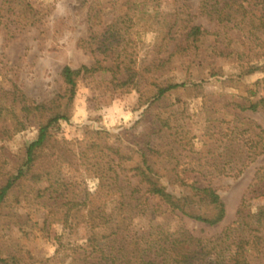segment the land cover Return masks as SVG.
Listing matches in <instances>:
<instances>
[{"label": "rangeland", "instance_id": "1", "mask_svg": "<svg viewBox=\"0 0 264 264\" xmlns=\"http://www.w3.org/2000/svg\"><path fill=\"white\" fill-rule=\"evenodd\" d=\"M202 1L0 0V83L5 87L17 85L37 101L50 100L63 89L61 71L65 65L98 67L81 78L70 117L53 129L56 137L74 142L77 159L64 163L62 172L55 173L58 178L45 175L38 182L39 187L49 188L45 197L32 189L29 179L16 187L0 214L3 256L15 254L22 264H85L87 259L93 261L99 256L95 253L89 257L83 228L77 233L64 228L69 207L66 203L75 193L72 181L80 182L76 184L77 196L85 186L94 192L100 178L90 170L94 160L87 149L92 142L131 145L143 140L160 126V113L171 117L175 127L167 133L177 136L184 153H192V146L200 150L205 142L216 146V137L208 128L211 121L206 106L210 105L211 111L220 116L212 123L216 131L223 132L220 142L237 134L226 136L227 123L222 119L230 120L239 126L237 132L244 131L238 135L237 151L244 157L256 154L245 165L241 162L240 169L209 168L204 175L196 172L225 200L227 215L222 221L210 224L186 216L182 210L155 214V208L150 207L136 218L137 228L148 230L153 220L172 230L185 226L198 236L210 237L234 222L240 209L257 211L264 207V191H256L258 187L252 185L257 170L264 166V108L241 110L229 105L230 98L249 94L247 85L262 78L264 72L258 70L231 85L224 83L223 78L238 72L242 64L218 56L208 43L200 48L199 56L179 54L167 59L184 40L191 20L208 29L216 27L223 2L215 1L208 7ZM227 14V10L221 13L223 17ZM263 62L264 57L253 64ZM214 66L223 67L226 75L212 76ZM184 80L189 81L186 86L168 92L146 111L159 84ZM37 136L38 126L33 123L11 139L0 137V154L21 158L26 145ZM249 138L259 149L250 147ZM140 158L134 152L126 166L132 168ZM105 177L111 185L119 179L115 170ZM158 182L182 195V204L186 205L182 186L170 184L167 177H159ZM55 201L64 204L54 205Z\"/></svg>", "mask_w": 264, "mask_h": 264}, {"label": "trees", "instance_id": "2", "mask_svg": "<svg viewBox=\"0 0 264 264\" xmlns=\"http://www.w3.org/2000/svg\"><path fill=\"white\" fill-rule=\"evenodd\" d=\"M215 1L223 2L216 17V27L208 29L191 20L184 40L177 44L168 61L179 54L195 53L199 56L200 48L208 43V48L218 56L242 64L238 72L223 78L224 83L231 85V82L242 81L258 70L264 72V62L253 64L254 60L264 57V0L202 2L209 7ZM224 10L228 12L227 17L221 15ZM96 69L98 67L88 65H65L61 71L63 89L45 101L29 97L17 85L7 88L0 83V137L11 139L33 123L38 126V136L26 145L23 157L15 159L6 153L0 154V214L10 195L24 180H31L32 189L45 197L49 188L39 187L38 182L45 175L58 178L56 174L62 172L61 166L77 159L72 148L74 142L56 137L53 129L70 117L81 78ZM211 75L224 77L226 72L223 67L214 66ZM188 82L159 84L146 111H150L168 92L186 86ZM121 83L126 84L127 81ZM247 86L249 94L230 98L229 105L241 110L264 108V94H260L264 90V76ZM206 111L211 121L208 128L216 137V146L205 142L200 150H194L192 146V153H184L177 136L173 132L167 133L175 126L171 124V117L162 113L158 115L160 126L131 145L92 142L87 149L93 153L94 162L90 170L100 178V183L94 192L85 186L80 191L81 195L77 196L76 184L80 182L72 181V192L75 193L66 203L69 207L64 221V228H70L72 233H77L80 227L86 231L85 248L90 249L89 257L99 253L93 261L87 259L85 264H264V207L257 211L240 209L234 222L210 237L198 236L185 226L172 230L153 220L148 230L137 228L136 218L150 207L155 208V214L182 210L184 215L210 224L222 221L227 215L226 202L220 192L212 184L203 182L196 172L204 175L209 168L221 171L240 169V163L245 165L256 153L244 157L237 151L238 135L244 131L237 132L239 126L230 120L222 119L227 123L226 129L223 128L225 134H237L229 137L227 142L224 139L220 142L219 134L223 132L216 131L212 126L214 121L220 120V116L211 111L210 105L206 106ZM99 132L96 131L97 134ZM249 141L252 142L251 148L259 149L253 139ZM2 149L3 146H0ZM134 152H138L141 158L130 168L126 163L134 158ZM202 152L203 156H199ZM239 154L240 158L237 157ZM84 155L87 153L84 152ZM114 170L118 172L119 179L111 185L106 182L105 175ZM159 177H167L170 184L183 187L185 206L182 195L161 185ZM252 185L258 187L256 191H264V166L257 170ZM57 204L64 203L55 201L54 205ZM0 263L22 264L15 254L3 256L1 248Z\"/></svg>", "mask_w": 264, "mask_h": 264}]
</instances>
